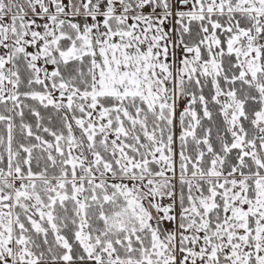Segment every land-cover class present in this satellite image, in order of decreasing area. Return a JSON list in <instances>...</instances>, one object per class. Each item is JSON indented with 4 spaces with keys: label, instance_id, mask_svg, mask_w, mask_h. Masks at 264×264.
I'll list each match as a JSON object with an SVG mask.
<instances>
[{
    "label": "snow or ice",
    "instance_id": "snow-or-ice-1",
    "mask_svg": "<svg viewBox=\"0 0 264 264\" xmlns=\"http://www.w3.org/2000/svg\"><path fill=\"white\" fill-rule=\"evenodd\" d=\"M0 264H264V0H0Z\"/></svg>",
    "mask_w": 264,
    "mask_h": 264
}]
</instances>
